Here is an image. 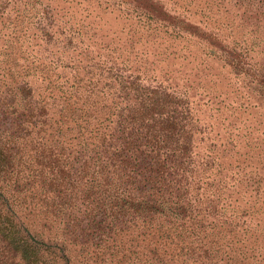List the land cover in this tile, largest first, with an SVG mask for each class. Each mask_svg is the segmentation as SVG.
<instances>
[{
    "label": "trees",
    "instance_id": "trees-1",
    "mask_svg": "<svg viewBox=\"0 0 264 264\" xmlns=\"http://www.w3.org/2000/svg\"><path fill=\"white\" fill-rule=\"evenodd\" d=\"M21 1L0 0V264H264V144L205 86L221 62L264 105V0H121L147 30L106 43ZM193 36L208 61L170 62Z\"/></svg>",
    "mask_w": 264,
    "mask_h": 264
},
{
    "label": "rangeland",
    "instance_id": "rangeland-1",
    "mask_svg": "<svg viewBox=\"0 0 264 264\" xmlns=\"http://www.w3.org/2000/svg\"><path fill=\"white\" fill-rule=\"evenodd\" d=\"M43 1V0H42ZM124 1V0H122ZM34 0H31V2H26L25 0H22L21 3H18V6L25 7L27 9L26 14H33L34 9H32L31 5L34 6ZM46 4L49 5V8H54L55 10L53 13L58 14H68L69 16H73L80 19H85L87 21H94L96 25H98L101 28L100 34L105 36L106 39H103V42H109L112 40H126L129 39L131 41L137 42V36L138 34L143 30H147L145 28L146 23V16H144V13L141 11H129V10H123V8L126 6L121 5V0H45ZM127 2H134L133 0H127ZM166 2L165 7L170 8L174 7L176 10L179 9V6L175 5L173 1L164 0ZM134 4V3H133ZM127 7V6H126ZM174 10V9H173ZM179 11H177V14H160L161 18H163V22L166 24H170L171 21L173 22H180V28L183 27V23L181 20H186L189 23H194V25H198V22H200V26L203 29L205 27L206 29L212 30L214 32L222 31L224 29V25L219 23L217 21L218 14H179ZM180 12H182L180 10ZM25 14V13H24ZM88 15V17H87ZM159 15V14H158ZM68 16V17H69ZM172 18H176L177 21H175ZM82 19V20H83ZM167 30V29H163ZM169 33V31L167 30ZM113 38V39H111ZM99 42V40H98ZM185 44H188L189 48H184L181 44H178L175 42L173 46V52L175 53V61H172L175 64H180L181 61H183L184 57H187V53L190 49H194L193 53L190 52V57H187L191 60V65L195 64L196 62H203L208 61L207 57H205V54H209L210 50L207 49V47L204 45V42H199V38L196 36H193L190 40L186 38L185 41H182ZM136 47H140V45L135 44ZM192 47V48H191ZM121 53L120 60H126L127 58H132L131 61L135 63H139V60H133V57H131V53L129 54V47L128 45L125 46L123 49L119 50ZM197 51L201 52L204 55H198L201 56V59H198V56L195 60H192L191 57L195 55V52ZM194 54V55H193ZM129 60V59H128ZM187 61V60H186ZM215 62V61H214ZM134 63V64H135ZM217 66L214 67V72L216 76L211 75L208 76L205 79V82L207 83L205 86H210L214 84V88L216 90H219L223 94H227L230 97H238V99L241 102H244V107L241 108V110L236 109L234 111L233 117L234 119H244L247 118V122L240 126L241 131L246 128V130H250L252 133L251 139L249 140V148H245L244 151H250V154L254 153L256 155V149L255 144H264V105L262 102V105H259L257 107H253V104H256L257 101H245L244 99H240L239 94H251V97L255 95L254 93H251L250 91H247L246 88H243V86L235 87L233 86L232 82H237L236 79L234 80L232 78V75L229 74L227 76V69H221L220 65L221 62L216 63ZM136 65V64H135ZM214 65V64H213ZM138 66V65H136ZM210 72V71H208ZM239 84V83H238ZM254 99V98H253ZM246 109V110H244ZM239 122V121H237ZM238 125V123H237ZM263 133V134H262ZM253 139V140H252ZM264 148V147H262Z\"/></svg>",
    "mask_w": 264,
    "mask_h": 264
}]
</instances>
